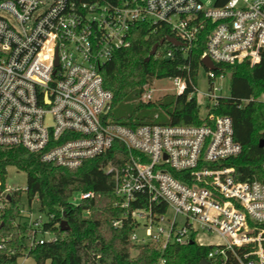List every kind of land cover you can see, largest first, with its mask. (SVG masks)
Wrapping results in <instances>:
<instances>
[{
	"label": "built area",
	"instance_id": "2783aa9c",
	"mask_svg": "<svg viewBox=\"0 0 264 264\" xmlns=\"http://www.w3.org/2000/svg\"><path fill=\"white\" fill-rule=\"evenodd\" d=\"M0 11L13 17L0 14V147H24L47 163L77 169L120 143L124 156L103 170L112 175L114 206L124 211L113 225L121 228L131 218L132 243L162 251L197 243L211 246V264H226L229 256L264 264V162L261 177L241 179L227 165L242 152L233 121L210 113L229 74L202 64L209 88L203 93L207 113L201 114L208 120L200 126L131 128L107 118L119 82L111 83L107 70L131 52L141 26L171 31L182 43L165 42L166 58L174 48L186 56L204 34L202 59L217 67L254 66L264 48V0H0ZM169 79L174 94L193 84ZM153 92L147 89L141 100H154ZM194 95L197 85L189 99ZM15 190L0 189V207ZM78 193L74 205L94 197ZM46 221L44 213L29 221L31 248L57 239L44 229ZM200 235L217 240L204 243Z\"/></svg>",
	"mask_w": 264,
	"mask_h": 264
},
{
	"label": "trees",
	"instance_id": "16d2710c",
	"mask_svg": "<svg viewBox=\"0 0 264 264\" xmlns=\"http://www.w3.org/2000/svg\"><path fill=\"white\" fill-rule=\"evenodd\" d=\"M171 34L166 29L152 33L151 27L141 26L131 52H122L110 64L107 73L111 83L122 77L113 88L109 122L136 128L145 124L200 126L208 120L201 114L198 96L188 97L202 67L204 34L186 56L174 48V56L166 58L165 46H160L158 53L146 60L153 46ZM217 73L230 75V94L221 97L210 113L231 117L234 138L242 146L241 154L228 160L227 165L234 166L241 179L261 177L264 147L259 145L264 139V100L259 98L264 96V48L260 62L254 66L249 61L218 64ZM175 77L190 78L193 84L188 83L183 94H169L148 102L139 99L145 85ZM123 156V145L116 143L81 167L69 169L47 163L39 153L24 147H0L1 192L6 189L8 166L25 171L29 204L37 201L39 211L48 217L44 229L57 236L55 241L31 248L33 228L29 222L21 221L22 190L16 189L1 201L0 245L5 248H0V264H18L23 256L34 257L37 264H155L162 257L166 264H200L207 259L211 246L174 243L162 251L156 246L131 242V218L125 219L121 228L113 225L124 211L114 206L112 175L103 168L111 163L117 165ZM78 192H93L94 197L74 205L71 199ZM64 219L68 222L67 231L61 229ZM226 264L240 263L229 256Z\"/></svg>",
	"mask_w": 264,
	"mask_h": 264
},
{
	"label": "rangeland",
	"instance_id": "374dc122",
	"mask_svg": "<svg viewBox=\"0 0 264 264\" xmlns=\"http://www.w3.org/2000/svg\"><path fill=\"white\" fill-rule=\"evenodd\" d=\"M0 14L7 17L10 21H13L12 15L8 13L7 11H0ZM137 50L141 51L139 46H137ZM120 77L122 76L120 75ZM120 77H119V82L121 81ZM220 84L222 86V91L220 92V94H222V96H228L230 94V76H227ZM208 88H209V82L207 79L206 70L204 69V67H201L198 72V76H197V89H198V98L201 103L202 114L207 113V108H206L207 101L204 98L203 93L208 91ZM147 89L154 90L153 92L154 100H158L165 95L174 94L176 91L173 80L169 78L155 80L151 85L144 86V91H146ZM139 99L141 100V96ZM259 99L264 100V97L261 96ZM26 186H27V173L19 169L16 166H13V165L8 166L7 173H6V179H5V187L9 191L10 190L12 191L14 189L22 190L21 209H22L23 216H22L21 221L29 222L30 220L38 217V215L41 212L39 211V206H38L37 201H34L31 205L29 204L28 196L25 191ZM1 188H2V184L0 185V189ZM5 190L2 192H5ZM75 197L79 198V193H76ZM47 237H49V235H47ZM199 238L204 243H210L212 241L217 240V236L215 235H211V236L200 235ZM133 253L136 254L135 250L133 251ZM18 264H37V263H36L35 258L32 256H23L18 260Z\"/></svg>",
	"mask_w": 264,
	"mask_h": 264
},
{
	"label": "water",
	"instance_id": "95a60500",
	"mask_svg": "<svg viewBox=\"0 0 264 264\" xmlns=\"http://www.w3.org/2000/svg\"><path fill=\"white\" fill-rule=\"evenodd\" d=\"M165 42H169V43H172L176 46H181L182 43L175 37H171V36H168L164 39H162L159 43L155 44L150 52V55L146 58V60H149L151 56H155L158 52V49L160 46L164 45ZM202 64L204 67L206 68H209L211 70H217L218 67L213 63V61L209 58V57H204L202 59ZM49 122H51V116H49ZM260 147H264V139L261 140L260 142ZM61 229L63 231H67L69 230V226H68V222L66 219H64L62 222H61ZM200 264H211L209 260L207 259H203Z\"/></svg>",
	"mask_w": 264,
	"mask_h": 264
},
{
	"label": "crops",
	"instance_id": "0c3cea01",
	"mask_svg": "<svg viewBox=\"0 0 264 264\" xmlns=\"http://www.w3.org/2000/svg\"><path fill=\"white\" fill-rule=\"evenodd\" d=\"M264 97V96H263Z\"/></svg>",
	"mask_w": 264,
	"mask_h": 264
}]
</instances>
